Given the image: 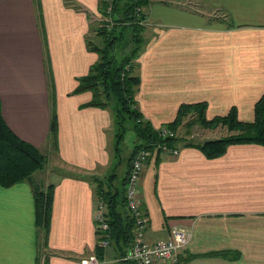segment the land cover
Here are the masks:
<instances>
[{
    "label": "crops",
    "instance_id": "crops-1",
    "mask_svg": "<svg viewBox=\"0 0 264 264\" xmlns=\"http://www.w3.org/2000/svg\"><path fill=\"white\" fill-rule=\"evenodd\" d=\"M73 2L39 0L38 7L37 0H0L4 120L22 139L46 147L52 81L58 123L54 166L64 171L51 182V223L43 249L32 183L0 186V264H83L97 256L91 177L104 179L114 168L115 136L109 132L111 111L85 106L92 99L89 91L72 94L98 59L86 39L102 17L101 0ZM196 2L200 9L150 0L144 10L152 33L137 59L135 99L155 128L172 122L182 104L196 103H206L209 120L235 108L239 120L252 122L264 94V0ZM210 7L223 13L227 26L212 22ZM192 118L178 131L195 127ZM203 142L187 135L172 146L177 156L154 150L148 159L140 194L148 217L145 238L154 242L173 225L182 226L192 236L177 261L190 254L197 257L186 264H264V145L232 144L210 158L200 149ZM103 251L104 264H123L116 247Z\"/></svg>",
    "mask_w": 264,
    "mask_h": 264
},
{
    "label": "trees",
    "instance_id": "trees-1",
    "mask_svg": "<svg viewBox=\"0 0 264 264\" xmlns=\"http://www.w3.org/2000/svg\"><path fill=\"white\" fill-rule=\"evenodd\" d=\"M38 7L40 5L39 0ZM66 4L75 6L73 0H65ZM111 14L116 24L111 30L103 27L96 29V34L103 38L102 45H96L87 37V48L96 53L98 59L91 66L87 75L78 80V85L72 94L91 92L92 99L85 106L101 109L112 108L115 120L114 151L117 158L122 152L124 136L128 130H133L137 137L134 149L126 156L123 171H119L120 164L114 168L104 179L92 176L91 180L96 184L97 199L101 198L106 205V219L109 225L110 244L116 247L119 261L123 264H133L120 260L131 247L135 237V221L127 207L126 184L130 169L136 154L141 149H154L160 144L174 147L180 140L177 137L163 138L150 121L144 120V116L137 107L135 99L140 85V77L131 73V62L144 51L147 40L143 34L146 19L145 8L149 6L148 0H112ZM105 3L101 6V15L105 16ZM131 34L132 49L127 54H120L117 49L123 38ZM51 120L49 138L52 148L58 146V123L55 107V91L50 82ZM112 99L115 106L109 105ZM206 103L182 104L175 119L172 122L162 124L175 132L182 126L184 120L193 115L190 125L199 123L207 128L225 125L233 134L215 140H207L201 143L200 149L207 157L214 158L224 154L226 148L232 144L257 143L264 145V94L255 105V118L252 122H242L238 119L236 109L233 108L225 116H217L207 119ZM132 122V124H130ZM235 132V133H234ZM38 146L19 137L6 123L2 114V102L0 99V186L11 187L21 182H31L33 176L42 169L46 157ZM121 163V164H122ZM36 224L38 228V241L42 236L41 248L47 245L51 211L53 201L54 184L42 189L33 184ZM97 257L104 261V247L99 246ZM108 246V247H109ZM221 253L217 254L220 255ZM197 255L179 256L173 264H186ZM40 261V259H38ZM44 264H47L45 260Z\"/></svg>",
    "mask_w": 264,
    "mask_h": 264
},
{
    "label": "built area",
    "instance_id": "built-area-1",
    "mask_svg": "<svg viewBox=\"0 0 264 264\" xmlns=\"http://www.w3.org/2000/svg\"><path fill=\"white\" fill-rule=\"evenodd\" d=\"M109 4L110 0H101ZM111 14V6L108 5L105 16ZM106 19L109 29L113 23ZM160 136L163 138L174 137L175 133L166 126L156 128ZM154 150H162L169 152L173 156L179 154L177 148H172L166 144H160L154 149H141L137 152L133 160L128 181L126 184V201L127 207L135 221V237L133 244L127 250V253L120 260L133 264H173L177 260V255L185 249L189 244L192 231L182 227L173 225L166 237L158 239L154 242H148L145 238L146 227L148 225V217L141 203V172L145 167L148 159ZM94 221L98 232L99 246L108 247L110 244L109 225L106 219V205L101 198L95 203ZM83 264H104L96 255H91L81 261Z\"/></svg>",
    "mask_w": 264,
    "mask_h": 264
},
{
    "label": "rangeland",
    "instance_id": "rangeland-1",
    "mask_svg": "<svg viewBox=\"0 0 264 264\" xmlns=\"http://www.w3.org/2000/svg\"><path fill=\"white\" fill-rule=\"evenodd\" d=\"M148 1L150 2V0H148ZM173 1H176V2H179V3H183V6L186 7V8L192 7L194 9H200V7H201V6L198 5L196 0L195 1H193V0H173ZM111 2H112V0H110L109 4H107V5H110ZM103 3L105 4L106 2H102V4ZM105 8L107 9V7H105ZM208 10H209L210 14L215 16L214 17L215 19L212 22H214L216 25H218L220 27L227 26L228 22H226V20H224L221 17L223 15V13L221 11H219V10H215L214 11V9H212L211 7L208 8ZM106 19H109L108 21H111L113 23L112 26H114V24H116L114 19H112V17H108V16H102L99 19V22H97V21L93 22V31L91 33L90 39L96 45L97 44L98 45H102L103 44V38L96 34V29L98 27H103V28L108 29V30L112 29V28L109 29V26L107 25L108 22L106 24ZM142 23L145 25V29L143 31V34L145 36V39L148 40L149 35L152 33L151 32L152 27L150 25L151 23H150V21H147L146 19H144V21H142ZM147 43H148V41H147ZM147 43H146V45H147ZM146 45H145V47H146ZM132 46H133L132 37H131V34L128 33V35L125 38H123L121 43L118 45L119 49H117V50H118V52L120 54H124L125 55L128 52H130V50L132 49ZM139 57L133 59L132 62H131V73L132 74H136L137 73L136 67L138 65L137 64V59ZM109 101L111 102L109 105L115 106L112 99H109ZM108 110L111 111V115H112V127L110 128V131H109L110 132V137H111V136H115V120H114V115H113L114 111L112 112L111 106H110V108H108ZM130 124H132V122H130ZM195 125H196L195 127L191 126V128H190V126H189V128L186 127L184 129H182L181 131H177V132L174 131V133H175L174 136L177 137L178 139L180 138L179 141L183 140L188 135V138H190L192 141L200 142L202 140V142H203L207 138H212V139L213 138H218L219 139L221 137H225L227 135L233 134V132L230 131L225 125H221V124L218 125L217 127H213V128H207V127L201 126L199 123H197ZM203 129H209V130L206 131V130H203ZM202 133H204L205 135H203ZM50 138L48 136V139L46 141V147H44L41 150L42 153L44 154V156L46 157V161H44L42 169L34 174L33 180L31 182H28V183H32L33 182L34 185L37 184V186H39L42 189H46L48 185L52 184L51 182H53L56 174L59 173L60 175H62V173L64 172L62 169H59L56 166H54V165L57 164V155L58 154H57V150L52 148ZM185 140L187 141V139H185ZM136 142H137V137H136L135 132L133 130H131V129L128 130L126 132L125 136H124L123 143H121L122 144V146H121L122 152L120 154V157L119 158L116 157V160H115V163H114V165H116V163H117V165L120 164V168H118L119 171H123L124 163H122V162L126 161L125 160L127 158L126 156L134 149ZM114 154H115V151L113 149V146L111 145L110 146V161H112L111 159L114 156ZM143 170H144V168H143ZM109 173H110V171H108L107 174H109ZM142 175H143V171L141 172V183H142ZM147 228H148V225H147L146 229ZM41 238H42V236H40V238H39L40 239L39 243L43 244L42 243L43 241H42ZM41 249H43L42 246H41ZM43 253L41 252V256H43ZM44 257H45V255L43 256V258ZM42 262H43V260L41 261V264H42Z\"/></svg>",
    "mask_w": 264,
    "mask_h": 264
}]
</instances>
